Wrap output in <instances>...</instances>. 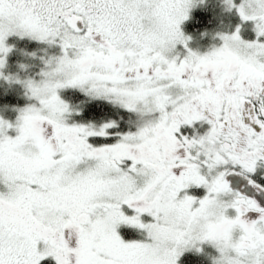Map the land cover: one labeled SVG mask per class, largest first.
<instances>
[{"label": "snow or ice", "instance_id": "6c2138e0", "mask_svg": "<svg viewBox=\"0 0 264 264\" xmlns=\"http://www.w3.org/2000/svg\"><path fill=\"white\" fill-rule=\"evenodd\" d=\"M0 264H264V0H0Z\"/></svg>", "mask_w": 264, "mask_h": 264}]
</instances>
